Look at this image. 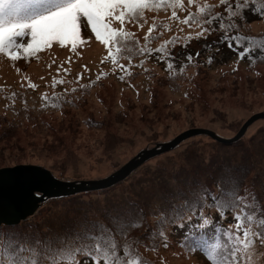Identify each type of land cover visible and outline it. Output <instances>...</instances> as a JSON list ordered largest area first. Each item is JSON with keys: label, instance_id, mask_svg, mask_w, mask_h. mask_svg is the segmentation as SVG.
Here are the masks:
<instances>
[{"label": "rangeland", "instance_id": "rangeland-1", "mask_svg": "<svg viewBox=\"0 0 264 264\" xmlns=\"http://www.w3.org/2000/svg\"><path fill=\"white\" fill-rule=\"evenodd\" d=\"M236 3L231 0L233 6ZM227 7L220 0H193L192 4L188 0H179V4L168 0L158 11L144 10L140 22L143 27L124 25L134 33L139 46L146 49L158 48L179 37L175 44L167 45L165 53H170L171 70L156 52L133 54L131 75L122 73L111 61L102 63L107 50L86 27L82 28V36L87 43L75 52L68 46L53 44L28 60L13 62L0 54V168L38 164L59 179H98L122 166L143 147L172 139L177 131L210 126L219 135L234 136L247 116L264 113V50L256 48L250 56L238 59L237 52L221 41L224 30L220 29L219 20L211 26L210 34L198 39L197 22L220 13L226 23L232 24L230 34L264 40V0H249L235 18L225 12ZM173 11L179 20L190 16L191 26L174 20ZM153 23L154 38L146 43L144 37ZM114 26L119 27V23L114 22ZM189 35L194 38L186 39ZM246 46L245 42L240 50ZM189 55L191 63L187 60ZM119 63L128 65L127 55L119 57ZM101 72L104 75L98 79ZM121 75L124 79L119 78ZM53 77L64 79L65 83L53 89ZM28 82L37 87H27ZM45 93L49 97L46 105L41 99ZM53 94L58 97L54 102ZM53 103L57 106L53 107ZM252 118L237 142L222 143L206 134L190 136L173 149L148 158L101 192L90 190V194L76 197L72 203L68 199L42 202L18 223H0V235L22 241L64 236L58 230L46 231L44 226L60 227L69 205L111 194L138 198L137 194L150 186L149 177H160L156 167L183 168L185 155L180 160L176 157L192 147L199 153H214L222 161L223 166L215 165L214 171L218 168L219 177L224 179L223 188L240 196L247 194L248 202L254 204L249 211L259 210V215L264 216V114ZM238 163V170H232ZM207 164L212 165L211 161ZM233 175H238L235 187L228 182ZM210 210L217 212L214 206ZM230 217L232 221L225 223V228L234 223L232 212ZM143 219L148 221V216ZM152 229L157 234L161 230L168 234L167 248L158 239L154 241L156 250L152 251L153 241L143 236L147 228H137L131 235L128 231L132 238H139L130 244H135L134 251L144 264H209L200 251L181 248L168 227ZM249 254L253 256L251 264H264V246L259 241H255Z\"/></svg>", "mask_w": 264, "mask_h": 264}, {"label": "snow or ice", "instance_id": "snow-or-ice-1", "mask_svg": "<svg viewBox=\"0 0 264 264\" xmlns=\"http://www.w3.org/2000/svg\"><path fill=\"white\" fill-rule=\"evenodd\" d=\"M175 2L179 4V0ZM248 2L249 0H237L233 6L231 0H220L221 5H228L225 12L233 18ZM166 3L168 0H0V54L13 62L28 60L53 44L62 48L68 46L75 52L78 46L87 43L82 36V28L86 27L107 50V56L102 63L111 61L122 73L131 75L129 69L133 66V54L151 55L156 52L161 54L158 59L163 60L171 70L173 65L170 53H165L167 45L175 44L179 37H173L158 48L146 49L140 47L139 42L133 39L134 33L124 27L126 23L143 27L140 22L144 10L158 11L164 8ZM188 3L192 4L193 0H188ZM172 18L191 26L190 16L179 20L177 13L173 11ZM225 19L220 13H216L198 21L199 31L196 32L195 38L210 34L211 26L219 20V27L224 30L221 41L228 43L229 48L237 52L238 59L250 56L256 48L264 50V40L230 34L232 24L226 23ZM114 22H118L119 27H115ZM155 29V23L148 28V34L144 37L146 43L154 38L151 34ZM193 38L191 35L186 37L188 40ZM245 42L247 46L240 50ZM124 55H127L128 65L119 63V57ZM196 55L199 56V53ZM187 60L191 63L192 56L189 55ZM59 72L60 68L57 69V75ZM64 72L67 75L68 70L65 69ZM103 75L101 72L97 78ZM119 78L124 79V76ZM76 79L79 81L81 77L78 75ZM64 83V79L53 77L51 87L55 89L58 84ZM27 87L34 90L37 85L28 82ZM67 91L66 89L65 94ZM15 95L12 94L13 100ZM41 99L45 105L49 101L46 93L42 94ZM57 99L53 94V102ZM52 106L57 105L53 103ZM193 197L194 202H185L183 210L174 205L172 209H161L158 213L161 220H167L171 215L169 222L181 230H184L187 224L188 228L184 232L180 247L188 252L200 251L209 264H251L253 256L249 252L253 249L255 241L264 246V216L259 215V210L249 211L254 204L248 202L247 194L240 196L236 192L224 191L221 188L220 195L203 189L193 193ZM209 199L212 201L210 206L216 208L220 221L226 219L228 211L233 213L234 223L228 228L205 216L203 207ZM113 219L119 224L116 231L104 224L95 223L84 226L79 231L44 240L33 241L25 238L22 241L18 237L0 235V264H5V261L6 264H144L134 255L135 244H125L121 254L120 245L116 241L117 235L127 237L128 230L143 227L142 212L127 218ZM209 229L214 231L211 238L206 235ZM157 235L165 248L169 246L166 232L161 230L157 234L155 229L147 230L146 238L153 241L152 251L156 250L154 241ZM133 239L137 242L139 240ZM261 259H264V256Z\"/></svg>", "mask_w": 264, "mask_h": 264}, {"label": "trees", "instance_id": "trees-1", "mask_svg": "<svg viewBox=\"0 0 264 264\" xmlns=\"http://www.w3.org/2000/svg\"><path fill=\"white\" fill-rule=\"evenodd\" d=\"M182 142L183 140L180 143ZM235 142H237V140ZM205 153L208 154L205 155L206 157H204V159L197 160L199 159L198 157L202 158ZM184 155V167L181 168L180 166V168H178L181 169L180 171H178V169L171 170L168 167H156L155 170L160 172V177H149L150 186L148 188L142 189V191L137 194L138 198L134 196H124V198H121L118 195L111 194L110 196H107L103 199L97 198L94 201L89 200L87 202L80 201L78 204L69 205L66 208V215H64V219H61L60 222H62V224L60 227H50L49 225H45V230H58L60 233L65 235L72 231H79L84 226L100 223L106 225L109 228H113V230L116 231L119 224L118 221L113 219L114 217L127 218L142 212L143 218L148 216V221L143 219L144 228L152 230V228L156 227H168L170 229L171 237L174 238L175 242L180 243L184 237V232L188 228L187 224H185V229L181 230L175 227V224L169 222L172 219L171 215H169L167 220H161L158 215L160 210L172 209L174 205L180 206L181 210H183L185 202H188L189 204L194 202L193 193H198L203 189H208L212 193L220 195V190L224 186V179L221 180V177H219L218 168L214 171L215 165L218 164L217 166H223L221 164L222 161L219 158H216L214 153L205 150L199 153V150H195L194 147H192L189 152L182 151L180 156L177 155L176 160H180ZM208 161H211L212 165H208ZM239 166L241 165L238 163V165L232 167V170H238ZM233 176L234 177L228 182L229 185L235 187V185L237 186L235 179L238 175ZM103 189H100L97 192H101ZM223 189L224 191H227L225 188ZM90 193V191H84L67 196L49 197L45 199L43 203L52 200L63 201L66 199L70 201L69 203H72L76 197L81 198L84 196V194L88 195ZM211 203L212 201L209 199L203 207L205 216L212 219L213 221L220 222V226L225 228V223H231L232 221V218L230 217L231 211L226 213V219L220 221V216L218 213L210 210ZM187 214L189 213H185V215ZM179 222L180 221H176V223ZM214 227L215 225H213V228ZM128 231L131 235L133 230ZM144 234L145 235L143 236H146V231ZM130 235H128L127 238L120 235L116 236V241L118 245H120L121 254L123 251V246L125 244H130V242L134 240ZM206 235L208 238H211L214 235V231L209 229L207 230ZM158 239L159 238H156L155 241L157 242ZM160 243L156 245L159 246ZM134 255L139 257L138 253L135 251Z\"/></svg>", "mask_w": 264, "mask_h": 264}, {"label": "water", "instance_id": "water-1", "mask_svg": "<svg viewBox=\"0 0 264 264\" xmlns=\"http://www.w3.org/2000/svg\"><path fill=\"white\" fill-rule=\"evenodd\" d=\"M256 112L245 118L237 133L232 136L219 135L216 128L204 126L177 131L172 139L148 145L108 175L98 179L65 180L55 177L50 170L38 164H17L0 168V223L15 224L32 214L39 203L47 197L69 195L80 191L103 189L121 181L148 158L173 149L182 140L206 134L222 143L237 140L250 122L249 118L261 117ZM252 118V119H253ZM247 119L249 121L247 122ZM251 119V120H252Z\"/></svg>", "mask_w": 264, "mask_h": 264}]
</instances>
